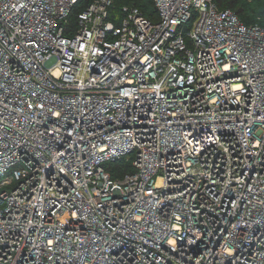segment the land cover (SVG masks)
I'll return each instance as SVG.
<instances>
[{"label":"built area","instance_id":"obj_1","mask_svg":"<svg viewBox=\"0 0 264 264\" xmlns=\"http://www.w3.org/2000/svg\"><path fill=\"white\" fill-rule=\"evenodd\" d=\"M81 1L0 0V264H264V25Z\"/></svg>","mask_w":264,"mask_h":264},{"label":"trees","instance_id":"obj_2","mask_svg":"<svg viewBox=\"0 0 264 264\" xmlns=\"http://www.w3.org/2000/svg\"><path fill=\"white\" fill-rule=\"evenodd\" d=\"M216 5L220 9H227L223 7L226 3V0H214ZM242 9L237 13L238 17H241L240 20L246 25L261 24L264 25V0H241ZM90 3V0H82L72 13L70 19L73 23L76 22L78 13H80L85 6ZM129 6L138 8L144 15L149 18L157 19L158 12L154 4V0H116L114 8L116 13H119L122 7ZM229 9V8H228ZM232 10V9H231ZM108 170L112 173L113 177L118 178L122 177L127 173L134 172V167L131 161H118L114 163H109L106 165Z\"/></svg>","mask_w":264,"mask_h":264},{"label":"rangeland","instance_id":"obj_3","mask_svg":"<svg viewBox=\"0 0 264 264\" xmlns=\"http://www.w3.org/2000/svg\"><path fill=\"white\" fill-rule=\"evenodd\" d=\"M241 0H226V3L223 5L225 8L232 9L235 12H239L242 9V2ZM256 1H261V0H256ZM239 17H241L239 15Z\"/></svg>","mask_w":264,"mask_h":264}]
</instances>
